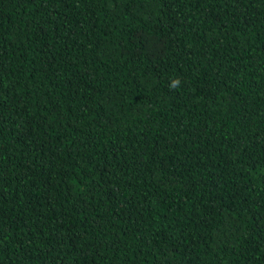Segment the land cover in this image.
<instances>
[{"label": "trees", "instance_id": "obj_1", "mask_svg": "<svg viewBox=\"0 0 264 264\" xmlns=\"http://www.w3.org/2000/svg\"><path fill=\"white\" fill-rule=\"evenodd\" d=\"M0 264H264V0H0Z\"/></svg>", "mask_w": 264, "mask_h": 264}, {"label": "clouds", "instance_id": "obj_2", "mask_svg": "<svg viewBox=\"0 0 264 264\" xmlns=\"http://www.w3.org/2000/svg\"><path fill=\"white\" fill-rule=\"evenodd\" d=\"M179 83H180L179 80H173L171 86H172V87H176V86L179 85Z\"/></svg>", "mask_w": 264, "mask_h": 264}]
</instances>
